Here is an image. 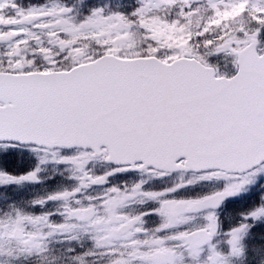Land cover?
<instances>
[{
    "label": "snow or ice",
    "instance_id": "1",
    "mask_svg": "<svg viewBox=\"0 0 264 264\" xmlns=\"http://www.w3.org/2000/svg\"><path fill=\"white\" fill-rule=\"evenodd\" d=\"M0 264H264V0H0Z\"/></svg>",
    "mask_w": 264,
    "mask_h": 264
},
{
    "label": "rangeland",
    "instance_id": "2",
    "mask_svg": "<svg viewBox=\"0 0 264 264\" xmlns=\"http://www.w3.org/2000/svg\"><path fill=\"white\" fill-rule=\"evenodd\" d=\"M19 170H20V166L17 164L16 168H14V164H13V169H12V171H13V172H17V171H19ZM24 195H25V196H30V195H32V193H24Z\"/></svg>",
    "mask_w": 264,
    "mask_h": 264
},
{
    "label": "trees",
    "instance_id": "3",
    "mask_svg": "<svg viewBox=\"0 0 264 264\" xmlns=\"http://www.w3.org/2000/svg\"><path fill=\"white\" fill-rule=\"evenodd\" d=\"M13 164H14V168H16V166H17V163H15V162H10L9 164H8V168L12 171V169H13Z\"/></svg>",
    "mask_w": 264,
    "mask_h": 264
}]
</instances>
